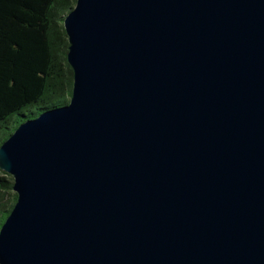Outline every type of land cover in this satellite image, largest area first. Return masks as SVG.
Returning a JSON list of instances; mask_svg holds the SVG:
<instances>
[{
	"label": "water",
	"instance_id": "water-1",
	"mask_svg": "<svg viewBox=\"0 0 264 264\" xmlns=\"http://www.w3.org/2000/svg\"><path fill=\"white\" fill-rule=\"evenodd\" d=\"M69 103L0 145V264H264V0H76Z\"/></svg>",
	"mask_w": 264,
	"mask_h": 264
},
{
	"label": "trees",
	"instance_id": "trees-1",
	"mask_svg": "<svg viewBox=\"0 0 264 264\" xmlns=\"http://www.w3.org/2000/svg\"><path fill=\"white\" fill-rule=\"evenodd\" d=\"M76 0H0V145L41 111L69 103L73 72L63 27ZM16 194L0 171V228Z\"/></svg>",
	"mask_w": 264,
	"mask_h": 264
}]
</instances>
